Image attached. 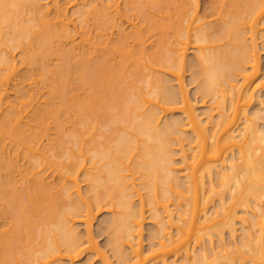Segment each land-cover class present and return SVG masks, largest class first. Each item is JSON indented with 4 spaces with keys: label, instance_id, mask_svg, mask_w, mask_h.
<instances>
[{
    "label": "bare ground",
    "instance_id": "6f19581e",
    "mask_svg": "<svg viewBox=\"0 0 264 264\" xmlns=\"http://www.w3.org/2000/svg\"><path fill=\"white\" fill-rule=\"evenodd\" d=\"M263 51L264 0H0V264H264Z\"/></svg>",
    "mask_w": 264,
    "mask_h": 264
},
{
    "label": "rangeland",
    "instance_id": "374dc122",
    "mask_svg": "<svg viewBox=\"0 0 264 264\" xmlns=\"http://www.w3.org/2000/svg\"><path fill=\"white\" fill-rule=\"evenodd\" d=\"M118 1V0H117ZM214 0H200V13H203L204 10H206L208 7H210L211 3ZM62 2H64V0H62ZM77 8H79L78 4L70 5V13L74 12ZM125 29H127V31L129 30V26L128 25H124ZM194 50H191V52L188 54V60H192L194 57ZM14 58L15 61L20 60V55L17 51L14 52ZM262 70L264 72V51L262 52ZM191 73L188 71L185 74V81L187 84V88L189 91V94L191 96V98L196 101L197 96L195 95V85L191 83V79H190ZM175 83V82H174ZM210 104L208 103L206 105V107H209ZM197 107L199 108V112L203 111V106L201 104H198ZM256 107V106H255ZM179 114H176L174 117H178ZM171 115L166 117V120L168 118H170ZM18 161L16 160V163ZM18 164V163H17ZM23 164V162L20 160L18 165ZM85 183L82 184V191H85ZM111 212L109 211H102L100 213L97 214L96 219L94 221V225H93V236L95 239V242L97 243V246L99 248V250L103 253H105V255L107 257H109L110 259H112V254L110 252V250L108 249V247L106 246V241H107V236L105 234H102L101 230H102V225H103V221L108 218L109 216H111ZM148 216V214H147ZM78 229L81 231V233L84 235L85 234V228L82 224H77ZM153 224L150 220H147L146 225H145V231H144V246L145 249L148 250L149 246H148V235L150 230L153 228ZM91 259V264H102L101 260L96 256V254L94 252H87L84 253L80 258H78L75 262H73V264H85L87 263V261ZM113 260V259H112ZM173 260V259H172ZM171 260V261H172ZM67 264H71L69 262H67Z\"/></svg>",
    "mask_w": 264,
    "mask_h": 264
}]
</instances>
